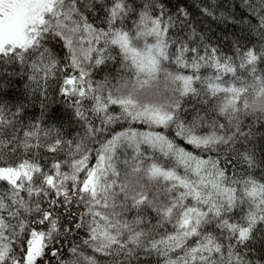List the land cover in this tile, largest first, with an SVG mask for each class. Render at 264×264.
Returning a JSON list of instances; mask_svg holds the SVG:
<instances>
[{
	"label": "snow or ice",
	"instance_id": "snow-or-ice-1",
	"mask_svg": "<svg viewBox=\"0 0 264 264\" xmlns=\"http://www.w3.org/2000/svg\"><path fill=\"white\" fill-rule=\"evenodd\" d=\"M0 264H264V0H0Z\"/></svg>",
	"mask_w": 264,
	"mask_h": 264
}]
</instances>
